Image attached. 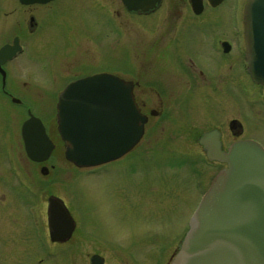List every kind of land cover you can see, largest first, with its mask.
Segmentation results:
<instances>
[{
	"label": "flooded vegetation",
	"instance_id": "1",
	"mask_svg": "<svg viewBox=\"0 0 264 264\" xmlns=\"http://www.w3.org/2000/svg\"><path fill=\"white\" fill-rule=\"evenodd\" d=\"M112 2L119 4L117 9L113 8ZM248 2L218 0L212 3L211 0H201L200 12H196L190 0H158L145 9H130L125 0H105V12L115 21L114 31L118 34L122 54L118 66L111 68L108 60L104 67L96 70L93 50L82 49H91V46L75 33V0H0V166L11 171V174L0 175V183L7 191L1 197L3 203H9V197L13 202H18V205L0 207V264H32L22 254L15 253V234L21 229L17 224L32 212L39 216V232L46 243L49 240L53 245H68L75 242V236L79 233V223L62 194L50 190L42 202L33 201L30 173L24 170L25 165H36L41 174L48 177L49 168H55L57 163H66L72 171L74 185L75 170L79 169H87V176L104 179L111 176L122 179L126 175L124 156L85 168L67 159L68 144L59 131L58 103L67 86L75 81L98 73H110L131 83L136 105L141 114L147 117L144 136L148 127L159 128V124H153V119L160 123L168 122L174 112L182 111L188 117L189 105L184 109L183 105L191 101H211V108L217 106L218 110L211 109L210 115L205 114L203 119L209 120V126L197 138L204 156L184 152L187 154L184 159L189 164L217 165L211 180L227 163L209 159L211 142H201L205 134L217 133L223 152H227L239 140H255L264 147V136L259 133L264 132V84L255 82L249 72L254 53H248L246 41L245 13ZM48 31L64 38V43L57 46L58 56L54 59L44 56L43 65L48 72L38 78L42 80L45 77L52 88H49L51 91L44 100L47 89L31 88L30 82L24 81L25 74L28 80L33 79L25 71L26 68L21 67L23 70L18 75L15 74V67L30 65L32 51L43 52V39ZM107 32L105 38L109 39L112 28L109 27ZM33 38L35 41H32ZM210 52L215 53L217 58L212 59ZM17 68L20 72V67ZM223 95L234 101L241 96L246 97L248 112L244 115L248 116L251 126L258 133L247 134L243 115L224 119L222 113L228 110L223 107L221 113L219 111V106L222 107L219 101L224 98ZM149 101H153L154 106H150ZM169 101H175L180 106L170 110ZM32 116L40 119L53 144L49 156L40 161L30 156L23 132L25 122ZM161 129L165 131L163 125ZM17 187L20 188L19 192ZM51 197L63 202L74 221L73 232L64 241H52L50 223L60 228L70 227L71 223L49 220ZM89 242L98 250L85 256L79 245L76 248L73 245L75 253H61L60 256H68L72 264H114V256L119 258V264H129L127 254L119 253L118 256L117 251L106 245ZM177 250H174L168 264ZM45 256L39 254L33 261L44 264Z\"/></svg>",
	"mask_w": 264,
	"mask_h": 264
},
{
	"label": "rangeland",
	"instance_id": "2",
	"mask_svg": "<svg viewBox=\"0 0 264 264\" xmlns=\"http://www.w3.org/2000/svg\"><path fill=\"white\" fill-rule=\"evenodd\" d=\"M112 6L117 9L119 4L112 2ZM106 9L105 0H75V33L86 45L91 46V49H82L93 50L96 70L104 67L108 60L111 68L118 66L122 54L118 34L114 31L115 21L108 17ZM109 27L112 28V35L107 39L105 33L108 34ZM63 39L48 31L43 39V52L32 51L30 65L24 67L21 64L15 67V74L18 75L23 70L21 67L26 68L25 71L33 79L28 80L25 74L24 81L30 82L31 88L47 89L44 91V100L52 89L45 77L42 80L38 78L48 72L43 65L44 56L48 55L53 59L58 56L57 46L64 43ZM209 55L212 59L217 58L215 53L210 52ZM17 67H20V72ZM223 96L219 101L222 104L219 111L221 113L223 107L228 110L222 113L224 119L243 115L247 134L258 133L251 126L248 116L244 115L248 112L246 97L241 96L234 101L226 95ZM148 103L154 106L153 101ZM210 103L211 101H191L183 105V109L189 105L188 117L182 111L174 112L173 118L168 122L160 123L153 119V124H159V128L148 127L141 142L124 156L127 171L122 179L118 176L108 179L87 176V169H79L75 170L74 185L72 171L66 163H57L55 168H49L48 177H44L36 165H25L24 170L30 173V193L33 201L42 202L50 190L62 194L79 223V233L75 236V242L68 245H53L49 240L46 243L39 232V216L32 212L20 225L17 224L21 229L15 234V253L22 254L32 264H36L33 260L39 254H46L44 264H72L68 256L61 257L60 254L75 253L72 246L75 245L76 248L79 245L86 256L98 250L89 242L95 241L117 251L118 256L119 253L127 254L129 264H168L216 171L217 165L189 164L184 159L187 155L184 154L185 151L204 156L197 138L209 126V120L203 119L205 114L210 115L211 109L218 110L217 106L211 108ZM177 106L180 105L175 101H169L170 110ZM162 125L165 131L161 129ZM259 133L264 136V132ZM131 167L133 168L130 169ZM4 173L11 174V171L0 166V175ZM94 179L101 181L95 182ZM19 190L17 187L18 192ZM5 191L6 187L0 183V207L16 203L10 197L9 203H3L1 196ZM112 259L114 264L120 263L118 257L114 256Z\"/></svg>",
	"mask_w": 264,
	"mask_h": 264
},
{
	"label": "water",
	"instance_id": "3",
	"mask_svg": "<svg viewBox=\"0 0 264 264\" xmlns=\"http://www.w3.org/2000/svg\"><path fill=\"white\" fill-rule=\"evenodd\" d=\"M125 1L130 9H145L158 0ZM190 1L200 12L201 0ZM245 24L248 53H254L249 72L255 82L264 84V0H249ZM132 88L109 73L67 86L58 117L68 160L79 167L97 166L122 157L140 142L147 117L137 107ZM23 132L32 159H46L53 144L40 119L32 116ZM206 141L211 142L209 159L227 166L201 199L171 264H264V147L239 140L223 152L215 132L205 134L201 142ZM49 203L51 222L71 223L66 228L50 223L52 241H64L73 232V218L61 200L51 197Z\"/></svg>",
	"mask_w": 264,
	"mask_h": 264
}]
</instances>
